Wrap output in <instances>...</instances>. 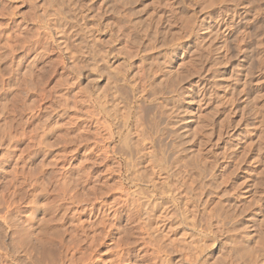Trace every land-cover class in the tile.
<instances>
[{
	"label": "rangeland",
	"instance_id": "374dc122",
	"mask_svg": "<svg viewBox=\"0 0 264 264\" xmlns=\"http://www.w3.org/2000/svg\"><path fill=\"white\" fill-rule=\"evenodd\" d=\"M61 1L55 6L43 0H0V72H3L0 73V140L5 139L0 141L3 147L0 148V222L8 232L6 239H0V264H17L7 252L10 246L19 248L16 250L26 257L24 259L38 264L122 262L119 253L122 257L123 251L118 248L122 249V225H126L127 218L123 224L122 216L116 218V211L122 214L117 209L122 208L126 199L122 196V145L117 133L122 130V45L136 53L137 47L131 43L133 34L138 38L143 36L139 38L141 49L151 50L152 43L155 47L158 44L157 49L147 55L152 65L164 62L163 68L167 66L183 77H180L183 80L180 88L185 93L182 104L188 113L187 134L191 133L188 147L193 146L202 168L206 166L205 177L200 179L193 174V168L184 165L187 160L171 166L187 183L192 195L201 201L200 215L205 211L198 218L196 236L202 232L204 236L209 235L207 226L211 223L214 230L217 226L218 237L202 238L206 244L205 252L202 250L205 246H199L202 253L199 247L194 249L190 245L193 252L187 251L186 243L183 249L186 252L181 254L186 240L179 234L163 239L167 241L165 245L172 248L167 247L170 263L264 264V0H126L129 3L125 0H74L75 3L64 0L66 5ZM71 3V10L75 9L78 15L77 21L69 16ZM61 5L64 6L62 12V8L58 9ZM138 15L141 20H151L153 27L159 26L162 35L159 42L149 41L145 28L135 30L134 24L130 25ZM130 17H134L133 20ZM126 18L131 22L126 23ZM185 18L187 25L183 24ZM82 41L89 46V56L104 54L103 59L109 61L111 68L102 66L103 59L97 65L88 64L85 58L88 52L85 49L87 54L84 55ZM194 52L204 56L200 62L195 60L191 64L197 57ZM100 67L105 71L101 73ZM105 93L107 99L115 100L118 117L114 111L110 117L103 111L98 98ZM165 136L162 146L168 159L173 161L172 137ZM147 167L139 168L137 173L147 171L151 175L152 170ZM125 175L123 180L129 183L126 172ZM68 194L71 195L68 197ZM88 194L100 198L89 195L90 198ZM84 197L93 198L91 202L95 207ZM74 199L82 202L75 203ZM76 227L79 233H74ZM82 227L84 230L80 229ZM142 230L135 229L136 233L131 235L136 242V256L122 264H168L164 253L157 250L151 237ZM105 233L108 236H104ZM97 237L106 239L105 243L97 241ZM241 241L249 244L250 256L241 253L240 249L246 246V243L242 246ZM231 242L233 244L229 245ZM54 243L61 250L58 248L60 252L55 253L52 263L45 255V247ZM232 245L237 246L242 258L234 254ZM199 253L200 259L192 258Z\"/></svg>",
	"mask_w": 264,
	"mask_h": 264
},
{
	"label": "bare ground",
	"instance_id": "6f19581e",
	"mask_svg": "<svg viewBox=\"0 0 264 264\" xmlns=\"http://www.w3.org/2000/svg\"><path fill=\"white\" fill-rule=\"evenodd\" d=\"M44 2L46 1V3H50V4H54L56 6V3L60 0H57V2L55 0H43ZM64 1V0H63ZM62 2L63 5H66ZM81 1V0H79ZM124 1V0H122ZM128 1V0H127ZM125 0V2H127ZM52 2H55V3H52ZM58 2V3H59ZM70 2H74L73 1H70ZM134 2V1H133ZM75 3V2H74ZM79 3V2H78ZM129 3V2H127ZM180 3V2H179ZM61 4V3H59ZM57 4V6L59 5ZM73 3H71V5H69L68 9L69 10V13H70V17L73 16L75 19L73 20H76V16H78L76 14V11L74 9V11H72L71 9H73ZM84 4V3H83ZM53 5V6H54ZM75 5V4H74ZM126 5V4H124ZM182 5V4H181ZM52 7V5H50ZM62 6V5H61ZM59 6L60 8L58 9H61V12L63 10V7L64 6ZM129 6V5H128ZM177 6V5H176ZM127 7V6H126ZM125 7V8H126ZM133 7V6H132ZM131 7V9H132ZM66 8V7H65ZM75 8V7H74ZM77 8V7H76ZM174 8V7H173ZM53 9V8H52ZM134 9V8H133ZM127 11H131V10H127ZM135 11V10H134ZM182 11V10H181ZM180 11V12H181ZM59 12V10H58ZM136 12V11H135ZM64 13V12H63ZM67 13V12H66ZM174 13V12H173ZM76 14V15H75ZM129 14V13H128ZM138 14V12H137ZM135 15V14H134ZM174 15V14H173ZM191 15V14H190ZM132 16V15H131ZM137 17V15H135ZM178 16V15H177ZM183 16V15H182ZM181 16V17H182ZM56 17V16H55ZM59 17V16H58ZM63 17V16H62ZM125 17V16H123ZM128 17V16H127ZM191 17V16H190ZM66 18V17H64ZM81 18V17H80ZM132 17H130V20H133V18L131 19ZM148 18V17H147ZM170 18V17H168ZM173 18V17H172ZM44 19V18H43ZM69 19V18H68ZM72 19V18H71ZM83 19V18H82ZM125 19V18H123ZM127 19V18H126ZM139 15H138V19L137 18H134V22L131 23L130 25L132 26V24H134V29L137 30V28L140 29V27L142 28H145V32L147 33V38L149 39V41H153L155 40L154 42L156 43V41H160L161 39V31L160 29L157 27H153L152 23H151V20L149 21L148 19L147 20H139ZM182 19V18H181ZM186 21L185 25H187V18H185ZM67 20V19H66ZM169 20V19H168ZM176 20V19H175ZM42 21V20H41ZM64 21V20H63ZM77 21V20H76ZM82 21V20H81ZM38 22H40V20H38ZM125 22H129V18L127 19V21L125 20ZM131 22V21H130ZM129 22V23H130ZM175 22V21H174ZM179 22V21H178ZM181 22V21H180ZM189 22V21H188ZM191 22V20H190ZM42 23V22H41ZM61 23V22H60ZM70 23H72L70 21ZM192 23V22H191ZM65 24V23H64ZM73 24H77V23H74ZM83 24V23H82ZM152 24V25H151ZM170 24V22H169ZM75 26V25H74ZM78 26V25H77ZM81 26V25H80ZM173 26V25H172ZM177 26V25H176ZM188 26H190L188 24ZM82 27V26H81ZM133 28V27H132ZM141 28V29H142ZM138 29V31H139ZM169 29V28H168ZM84 30V29H83ZM131 31V30H130ZM138 31H136L135 33H137ZM80 32V31H78ZM167 33V32H166ZM173 33V32H172ZM170 32V34H172ZM175 33V32H174ZM177 33V32H176ZM140 34V33H139ZM163 34V33H162ZM87 35V33H86ZM134 37L132 39L133 42H131L133 45H135V47H137V51L136 53H132L131 51H128L127 47L123 46L122 45V130L121 128L119 130H121V132H118L117 134H119V137L121 138V152L120 154H122V196H125L126 199L125 201L122 202V208L120 207V209H117L119 211L122 212V214H119L118 211H116V218H120L122 216V224H123V221H124V218H127L126 220V225H122V233L124 234V237L122 238V240H120V242L122 243V249L121 248H118L120 250L123 251L122 253V257H121V254L119 253L120 255V258H122V262L120 264H122L123 262L127 263V262H130L135 256H136V242H135V239L133 241V239L131 238V235L133 233H136V232H133L135 229H143L145 232H146V235L148 237H151V242L156 245V248L157 250H161L163 253H164V257L167 258V262L168 264L170 263V259H168V248H169V245H165L167 244V241H164L167 237H171L172 235L174 236V234H179L180 237L182 238H185L184 240V245H182V252L184 247L186 248L185 244L186 245H190L191 248L194 247V249H197L199 246H203L201 248H205L202 249L206 250V244L203 242V239L202 238H208L210 235H215L217 236L215 230L217 229V226L216 229L214 230V225L211 223L210 226H207L208 229V232L210 233L209 235H203V232H202V235L201 233H199L197 236V232L196 231L199 227L198 223L200 221H198V218L200 219L201 215L204 214V212H202V214L200 215L201 211H199V202L197 198H195L191 193V191L188 189V186H187V183L184 181V180H181L180 179V176L177 175V171L173 170V167L171 166L172 163L173 164H176V165H180L182 160H187L186 164L184 165H189V168H193L194 172L193 174H195L196 176H198L200 179L204 178L205 176V169H206V166L204 167L205 169L202 168L203 164L202 161H200L199 157L196 156V154L194 153V151L192 150V147H188L189 146V142L191 140H189V135L191 134H187L188 133V130H186V128H188V126L186 127L185 124H187V120H189L186 115L185 112L186 110H183V104H182V101H185L184 99V96H185V93L183 92V90L180 88L181 86V82L183 81L181 78L182 75L180 74H174L170 69H167V66L166 68L164 67L163 68V63L161 62H158L157 65H152V61L149 62L150 60H148L149 56H147L149 54L150 51H153L155 49H157L156 47L158 46V44L156 45L155 47V44L152 43L153 45H151L153 48L151 50H145L147 49L145 47V49H141L140 47V43L141 41L139 40V37L138 36H135V34H133ZM138 35V34H137ZM146 35V34H145ZM169 35V34H168ZM173 35V34H172ZM143 37V36H142ZM141 37V38H142ZM167 37V36H166ZM88 38V37H87ZM131 38V37H130ZM15 39V38H14ZM173 39V38H172ZM18 40V39H16ZM177 40V38H176ZM129 41V40H128ZM164 41V40H163ZM18 42V41H17ZM83 42V41H82ZM92 42V41H91ZM122 42H123V38H122ZM138 42V43H137ZM21 42L19 41V44ZM127 43V42H126ZM163 43V42H162ZM25 44V42H24ZM23 44V45H24ZM35 44V43H34ZM37 44V43H36ZM35 44V47L37 46ZM89 44V43H88ZM90 45V44H89ZM131 45V44H130ZM10 46V45H9ZM16 46V45H15ZM25 47V46H24ZM27 47V46H26ZM94 47V46H93ZM92 47V48H93ZM162 47V46H161ZM209 47V46H208ZM22 48V47H20ZM32 48V47H30ZM37 48V47H36ZM34 48V49H36ZM88 48L89 46L83 42V50L85 51V49H87V52H88ZM159 48V47H158ZM24 49V48H22ZM33 49V48H32ZM91 49V48H90ZM149 49V48H148ZM201 49V48H200ZM26 50V49H24ZM31 50V49H30ZM206 50V49H205ZM7 51V50H6ZM29 51V50H27ZM202 51V50H201ZM90 52V51H89ZM88 52V57L86 53V51L84 52V55H85V58L87 60V63L89 64H92L93 65H97L98 61H100V59H103V56H100L101 54H96V55H93V56H89L90 53ZM96 52V50H95ZM204 52V51H203ZM10 53V52H9ZM28 53V52H27ZM152 53V52H151ZM196 53V56L195 57L196 59H193L191 62L192 63H195L196 61L195 60H200L203 58V56L199 53L197 54V52H194ZM202 53V52H201ZM11 54V53H10ZM210 54V52H209ZM151 55V54H149ZM159 55V54H158ZM3 56V55H2ZM7 57V55H6ZM148 57V58H147ZM151 59L153 57L150 56ZM99 58V59H98ZM138 58V60H137ZM205 58V57H204ZM106 59V58H105ZM103 59V62H102V66L107 68H111L109 66V61L107 62V60ZM154 59V58H153ZM156 60V59H155ZM160 61V60H159ZM5 62V61H4ZM189 62V61H188ZM197 62V64L199 63ZM216 62V61H215ZM214 62V63H215ZM86 63V64H87ZM202 63V62H201ZM7 64V63H6ZM87 64V65H88ZM99 64V63H98ZM166 64V62H165ZM164 64V65H165ZM200 64V63H199ZM4 65V64H3ZM9 65V64H8ZM196 65V64H195ZM189 66V65H188ZM9 66H6V73L8 72V68ZM30 67V66H29ZM103 67H100L101 69V73L103 71H105V68ZM191 67V66H190ZM189 67V69H190ZM195 68H197V66H193ZM192 67V68H193ZM202 67V66H200ZM198 67V68H200ZM97 68V67H96ZM99 68V66H98ZM194 68V69H195ZM203 68V67H202ZM155 69H158L155 70ZM181 69V68H180ZM201 69V68H200ZM187 70V69H186ZM197 70V69H196ZM14 71V70H13ZM15 72V71H14ZM20 72V71H19ZM18 72V73H19ZM195 72V71H194ZM0 73H3V72H0ZM9 73V72H8ZM31 73V72H30ZM29 73V74H30ZM105 73V72H104ZM197 73V72H196ZM201 73V72H200ZM183 74V73H182ZM1 75L0 74V79L1 78ZM5 76V74H4ZM27 76V75H26ZM25 76V78H26ZM31 76V75H30ZM32 77V76H31ZM181 77V78H180ZM188 77V76H187ZM24 79V78H23ZM29 79V78H28ZM25 80V79H24ZM30 80V79H29ZM182 80V81H181ZM4 82V81H3ZM27 83V82H26ZM28 84H31V83H28ZM27 84V85H28ZM32 85V84H31ZM183 85V84H182ZM30 86V85H29ZM184 88V87H183ZM3 90V89H2ZM29 90V89H27ZM33 90V89H31ZM102 90V89H101ZM118 90V88H117ZM116 90V91H117ZM24 91V90H23ZM104 91V90H103ZM115 91V92H116ZM119 91V90H118ZM117 91V92H118ZM22 92V91H20ZM34 92V91H33ZM98 92V91H97ZM101 92V91H99ZM121 92V91H120ZM30 93V92H29ZM36 93V92H35ZM102 93V92H101ZM100 93V94H101ZM118 94V93H117ZM103 95V94H102ZM106 93L104 94V97H100L98 98V101L99 103L101 104V106L103 107V111H105L107 114L109 113V117L110 115L112 116V112L114 111L115 114L117 113L116 112V105H115V100H112L110 101V99H107V95ZM120 95V94H119ZM118 95V96H119ZM1 96V95H0ZM101 96V95H100ZM116 96V95H115ZM112 97V96H111ZM96 100V99H95ZM119 102V101H118ZM184 103V102H183ZM111 104V105H110ZM199 105V104H198ZM101 107V108H102ZM118 107V106H117ZM112 108V109H111ZM118 110V109H117ZM117 115V114H116ZM213 115V114H212ZM200 116V114H199ZM118 117V115L116 116ZM115 117V118H116ZM195 117V116H194ZM114 118V117H113ZM114 118V119H115ZM113 119V120H114ZM195 119V118H194ZM207 120V119H206ZM119 121V120H118ZM117 122V121H116ZM211 122V121H210ZM119 124V123H118ZM209 125V124H208ZM119 126V125H118ZM121 127V125L119 126ZM196 128V127H195ZM204 129V127H203ZM118 131V130H116ZM196 131V130H194ZM4 132V131H3ZM7 133V132H5ZM194 133V132H193ZM198 133V132H196ZM164 134V135H163ZM205 134V133H204ZM203 134V135H204ZM10 135V134H9ZM165 135H169L172 137V143H171V151L173 150L174 154V158L172 159L173 161H170L165 153L166 149L162 146V138L165 136ZM3 136V135H2ZM8 136V135H7ZM6 136V137H7ZM195 136V135H194ZM112 137V136H111ZM191 137V136H190ZM14 139V137H12ZM165 138H167L165 136ZM197 138V137H196ZM10 136L8 137V144L10 145ZM171 140V139H169ZM0 141H5V139H1ZM194 141V140H193ZM12 142V141H11ZM2 144V142H0ZM13 143V142H12ZM4 144V143H3ZM7 144V146H8ZM166 145L168 143H165ZM169 145V144H168ZM6 146V144H5ZM166 147V146H165ZM0 148H3V147H0ZM159 148H160V153H161V156L159 155ZM167 148V147H166ZM118 150V149H117ZM167 150H170L167 149ZM170 151V152H171ZM116 152V150H115ZM114 152V153H115ZM169 152V153H170ZM200 152V150H199ZM172 154V153H171ZM203 160V159H202ZM201 163H200V162ZM188 165L186 167H188ZM145 166H148L151 168L152 170V174L150 175L149 173H146L144 172V167ZM147 167V168H148ZM177 167V166H176ZM143 169L141 173H137L139 172L138 169ZM189 169V170H191ZM209 169V168H208ZM215 169V168H214ZM147 170V169H145ZM211 170H212V167H211ZM210 170V171H211ZM209 171V173H210ZM125 172L126 174H128V177H127V181L129 183H126L124 180H123V176L125 175ZM193 172V171H192ZM213 172V171H212ZM181 173V172H180ZM213 175V174H212ZM126 176V175H125ZM184 177V176H183ZM193 177V175H192ZM191 177V178H192ZM190 178V177H189ZM194 178V177H193ZM196 178V177H195ZM212 179V178H211ZM214 179V178H213ZM218 178H216L217 180ZM190 180V179H189ZM196 180H199V179H196ZM203 181V180H202ZM206 181V180H204ZM195 182V180H194ZM194 182H193V185H194ZM201 182V181H200ZM197 183V182H196ZM204 183V182H203ZM209 184V183H208ZM211 184V183H210ZM216 184V183H215ZM221 185V184H220ZM219 186V185H218ZM222 186V185H221ZM190 187V186H189ZM215 187V186H214ZM217 187V186H216ZM86 189V188H85ZM103 189V188H102ZM87 190V189H86ZM96 190V189H95ZM193 190V189H192ZM202 190V189H201ZM204 191V190H203ZM216 191V189L214 190ZM74 192V191H72ZM193 192V191H192ZM205 192V191H204ZM220 192V191H219ZM63 193V192H62ZM76 193H78V191H76ZM196 193V192H195ZM194 193V194H195ZM202 193V192H201ZM65 194V193H64ZM63 194V195H64ZM72 194V193H71ZM71 194H68V197L69 195ZM206 194V193H204ZM210 194V193H209ZM75 195V194H73ZM72 195V196H73ZM90 194H88L87 196H89ZM96 195V194H95ZM95 195H92V196H95ZM98 195H101L98 193ZM96 195V196H98ZM203 195V194H202ZM200 194V196H202ZM213 195V194H212ZM79 196V195H78ZM86 196V195H84ZM91 196V197H92ZM199 196V195H198ZM197 196V197H198ZM65 198H67L66 195H64ZM76 197V196H75ZM81 197V196H80ZM90 197V198H91ZM99 197V196H98ZM96 197V198H98ZM203 197V196H202ZM205 197V196H204ZM203 197V198H204ZM207 197V196H206ZM74 198V197H73ZM73 198H70V200H72ZM85 198V197H84ZM83 198V199H84ZM89 198V199H90ZM100 198V197H99ZM82 199V198H81ZM81 199H79L77 201V199H74L75 200V203L78 202H82ZM86 200L88 199L87 197L85 198ZM84 199V201H85ZM89 202L94 201L93 198L91 200H89ZM202 199V198H201ZM200 199V200H201ZM66 200V199H65ZM68 200V199H67ZM227 200V199H226ZM60 201V200H59ZM96 201V200H95ZM98 201V200H97ZM209 201V200H208ZM62 202V201H61ZM67 202V201H66ZM203 202V201H202ZM206 202V200H205ZM204 202V203H205ZM72 203V202H71ZM74 203V202H73ZM94 202H91V204L93 205ZM90 204V205H91ZM95 204V203H94ZM204 205V204H203ZM95 207V205H93ZM208 207V205H207ZM235 207V206H233ZM232 207V208H233ZM105 209V208H104ZM199 209V210H198ZM204 209V208H203ZM54 210H57L54 208ZM94 210H100V209H94ZM69 211V210H68ZM212 211V210H211ZM210 211V212H211ZM17 212V211H16ZM97 212V211H95ZM207 212V211H206ZM239 212V211H238ZM15 213V212H14ZM18 213V212H17ZM53 213V212H52ZM66 213V212H65ZM101 213V212H100ZM241 213V212H240ZM104 213H102L103 215ZM157 214H159V216L157 217ZM212 214V212H211ZM211 214H208V217L209 215ZM215 212L212 214L214 215ZM99 215V214H98ZM200 215V216H199ZM211 215V216H212ZM107 216V215H106ZM205 216L204 215V219H205ZM218 216V215H217ZM207 217V219H208ZM10 217H7L6 219H8ZM17 218V217H16ZM97 218V217H96ZM211 218V217H210ZM209 218V219H210ZM214 216L212 218V221L214 220ZM52 219L54 220V218L52 217ZM121 219V218H120ZM208 219V220H209ZM226 219V218H225ZM224 219V220H225ZM229 219V217L227 218ZM9 220V219H8ZM12 220V219H11ZM51 220V219H50ZM100 220V219H99ZM217 222L219 220V217L218 219L216 218L215 219ZM57 221V220H56ZM205 221V220H204ZM215 221V222H216ZM7 222V221H5ZM10 222V220H9ZM12 222V221H11ZM16 222V221H15ZM20 222V221H19ZM50 222V221H49ZM74 222V221H73ZM103 222V220H102ZM202 222H203V219H202ZM214 222V221H213ZM18 223V222H17ZM25 223V222H24ZM63 223V222H62ZM104 223V222H103ZM106 223V221H105ZM104 223V224H105ZM222 223V222H221ZM225 223V221H224ZM57 224V223H56ZM98 224H101V223H98ZM203 224V223H202ZM14 225V224H13ZM20 225V224H19ZM46 225V223H45ZM75 225V224H74ZM93 225V224H92ZM134 225V226H132ZM218 225V224H217ZM60 226V225H59ZM73 226V225H71ZM102 226V225H101ZM106 226V225H105ZM103 226V228L105 227ZM112 226V225H111ZM203 226V225H202ZM222 226V225H221ZM17 227V226H16ZM46 227V226H45ZM201 227V226H200ZM204 227H205V223H204ZM204 227H201V229H203ZM43 228V227H42ZM73 228V227H72ZM79 227H76L74 228L75 232L74 233H79V229H77ZM106 228V227H105ZM108 228H109V225H108ZM120 228V227H119ZM206 228V227H205ZM219 228L220 227V224H219ZM218 228V229H219ZM224 228V227H223ZM17 229V228H16ZM62 229V228H61ZM65 229V228H64ZM80 229H83L80 228ZM93 229V228H92ZM97 229V228H96ZM100 229V227H99ZM84 230V229H83ZM82 230V231H83ZM91 230V228H90ZM98 230V229H97ZM105 230V229H104ZM108 230V229H107ZM106 230V231H107ZM117 230V229H116ZM120 230V229H119ZM142 230V231H143ZM30 231V230H29ZM42 231V230H41ZM64 231V230H63ZM62 231V232H63ZM73 231V230H72ZM81 231V232H82ZM103 231V230H101ZM100 231V232H101ZM105 231V232H106ZM111 231V228L110 230ZM217 231V230H216ZM219 231V230H218ZM224 231V230H223ZM33 232V231H32ZM71 232V231H70ZM69 232V233H70ZM84 232V231H83ZM87 233V231H85ZM104 232V231H103ZM108 232V231H107ZM133 232V233H132ZM220 232V231H219ZM36 233V232H34ZM42 233V232H40ZM67 233V232H66ZM85 233V234H86ZM113 233V232H112ZM223 233V232H222ZM225 233V232H224ZM73 234V233H72ZM83 234V233H81ZM79 234V235H81ZM84 234V236H85ZM103 234V233H102ZM108 233H105V235H107ZM221 234V232H220ZM32 235V234H31ZM30 235V236H31ZM35 235V234H34ZM97 235H100V234H97ZM115 235V234H114ZM113 235V236H114ZM175 235V236H176ZM73 236V235H72ZM72 236H70L72 238ZM76 236V235H74ZM73 236V237H74ZM82 237H84L83 235H81ZM92 235H90L89 237H91ZM108 236V235H107ZM110 236V235H109ZM113 236H110V237H113ZM199 236V237H198ZM8 237V232L5 231L3 225L1 224L0 222V239H6ZM88 237V236H87ZM88 237V238H89ZM96 237V236H95ZM109 237V238H110ZM218 237V236H217ZM27 238V237H26ZM31 239H33L32 237H30ZM44 238V237H43ZM54 238V237H53ZM101 238H103L101 236ZM100 238V239H101ZM198 238V239H197ZM41 239V238H40ZM85 240H87V238L85 237L84 238ZM92 239V238H90ZM98 237H97V241H98ZM99 241L101 242L103 239H101ZM164 239V240H163ZM170 239V238H169ZM209 239V238H208ZM215 239V238H214ZM217 239V238H216ZM224 239V238H223ZM10 240V239H9ZM47 240V239H46ZM132 240V241H131ZM168 240V239H166ZM207 240V239H206ZM213 240V239H212ZM226 240V239H225ZM41 241V240H40ZM48 241V240H47ZM88 241V240H87ZM104 243L106 241L103 240ZM131 241V243H130ZM182 241V240H181ZM215 242V240H213ZM234 241V240H233ZM17 242V240H16ZM68 242V241H67ZM82 242H83V239H82ZM99 242V243H100ZM242 242V241H241ZM248 242V241H247ZM59 242H57L58 244ZM61 244L63 242H60ZM59 243V245H61ZM94 243V240L92 242H90V244ZM102 243V242H101ZM116 243V242H115ZM168 243H171L170 240ZM243 243H246V242H242ZM47 244V243H46ZM45 244V246H46ZM50 244V243H48ZM52 244V243H51ZM57 244L52 246V245H48L50 247H45V255H48V260H52V263H53V259H55L56 257V254L57 252H60V251H57L58 247ZM71 244V243H70ZM85 244V242L83 243ZM227 244V243H226ZM233 244V242H231L229 245ZM237 244V243H236ZM82 245V244H81ZM80 245V246H81ZM98 244H96V247H97ZM99 245H102V244H99ZM106 245V244H105ZM105 245H102V246H105ZM117 244H115L114 246H116ZM172 245V244H171ZM170 245V246H171ZM235 245V244H234ZM232 245V249L234 251H236L234 254H239V257L241 256H245V254H249V256L251 255L250 252L247 247L249 244L246 243V246H244V244L242 246H244L242 248V250L240 249L241 253L243 251V255H240V253L237 251V246H234ZM241 245V243H240ZM17 246V245H16ZM21 246V245H20ZM66 246H69L66 244ZM65 246V247H66ZM89 246V244H88ZM113 246V244H112ZM119 246V245H117ZM116 246V247H117ZM190 246L187 248V251L188 249H190ZM4 247V246H3ZM64 247V248H65ZM71 247V245H70ZM69 247V248H70ZM82 247V246H81ZM86 247V246H85ZM121 247V246H120ZM168 247V248H167ZM173 247V245L171 246ZM250 247V246H249ZM16 249L19 250V248L15 247ZM21 248V247H20ZM38 248V247H37ZM69 248L67 247L66 249L69 250ZM93 248V247H91ZM174 248V247H173ZM200 248V247H199ZM198 248V251L201 250V248L199 249ZM14 249V247L12 248V246H10V248H7V252L11 255L12 259L14 260V262H16L17 264H38L34 261H30L28 258L27 259H24L26 257H22L23 254H20V252L18 250ZM23 249V247L21 248ZM36 249V248H34ZM39 249V248H38ZM44 249V248H43ZM60 249V248H59ZM83 249V247H82ZM95 247H94V252H95ZM98 249V248H97ZM111 249V247L109 248ZM109 249L107 248V250L109 251ZM115 249V247H114ZM169 249H172V248H169ZM40 250H41V247H40ZM61 250V249H60ZM91 250V253H92V249ZM106 250V251H107ZM113 250V248H112ZM116 250V249H115ZM202 250H201V253H202ZM230 250V249H229ZM239 250V249H238ZM37 251V249L35 250ZM34 251V252H35ZM85 251V249H84ZM86 251H88V249H86ZM191 252H193V249L189 250ZM195 251V250H194ZM197 251V250H196ZM232 251V252H234ZM120 252V251H119ZM186 252V251H185ZM184 252V253H185ZM231 252V251H230ZM231 252V253H232ZM37 253V252H36ZM65 253V252H64ZM96 253V252H95ZM115 253V251H114ZM172 254V252H170ZM183 253V255H184ZM190 253V252H189ZM201 253H199L200 255H194L192 258H198L197 259H200L199 256L201 257ZM253 253V252H252ZM263 253V252H262ZM40 254V253H38ZM66 254V253H65ZM105 254V253H104ZM109 254V253H108ZM112 254V253H111ZM110 254V255H111ZM188 255V252L186 253ZM193 254V253H190V255ZM195 254V253H194ZM229 254V253H228ZM34 255H37V254H34ZM58 255V254H57ZM88 255V254H87ZM114 255V254H113ZM112 255V256H113ZM189 255V256H190ZM253 255V254H252ZM255 255V254H254ZM259 255V254H258ZM43 257V254L41 255ZM118 256V255H117ZM186 256V255H184ZM230 256L227 255V257ZM248 256V255H247ZM263 256V255H262ZM261 256V257H262ZM37 257V256H36ZM41 257V258H42ZM45 257V256H44ZM54 257V258H53ZM88 257V256H87ZM138 257V256H137ZM191 257V256H190ZM225 257V256H224ZM252 257V256H251ZM249 257V258H251ZM260 257V258H261ZM90 258V257H89ZM88 258V260H89ZM242 258V257H241ZM246 258V257H245ZM254 258V256L252 257ZM255 258H258L255 257ZM259 258V259H260ZM263 258V257H262ZM47 259V258H46ZM64 259V258H63ZM185 259V258H184ZM196 259V260H197ZM221 259V258H220ZM238 259V258H237ZM38 260V259H37ZM39 260H42V259H39ZM38 260V261H39ZM223 260V259H222ZM227 260V259H226ZM243 260V259H242ZM258 260V259H257ZM261 260V259H260ZM60 261V260H59ZM64 261V260H63ZM72 261V260H71ZM70 261V262H71ZM117 261V260H116ZM115 261V262H116ZM175 261V260H174ZM183 261V260H182ZM225 261V260H224ZM224 261H221L224 262ZM228 261V260H227ZM254 261V260H253ZM252 261V262H253ZM256 261V260H255ZM259 261V260H258ZM40 262V261H39ZM42 262V261H41ZM69 262V263H70ZM113 262V261H112ZM114 262V263H115ZM231 262V261H230ZM228 262V263H230ZM257 262V261H256ZM66 263V262H65ZM73 264V262H71ZM91 263V262H90ZM89 263V264H90ZM110 263V262H109ZM220 264V262H218ZM254 263V262H253ZM252 263V264H253ZM260 263V261L258 262ZM57 264V263H56ZM59 264V262H58ZM62 264V262H61ZM67 264V263H66ZM172 264V263H170ZM175 264V263H174ZM197 264V263H196ZM225 264V262H224ZM251 264V263H250ZM262 264V263H261Z\"/></svg>",
	"mask_w": 264,
	"mask_h": 264
}]
</instances>
